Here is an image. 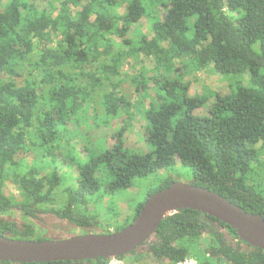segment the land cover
I'll use <instances>...</instances> for the list:
<instances>
[{
    "label": "trees",
    "instance_id": "obj_1",
    "mask_svg": "<svg viewBox=\"0 0 264 264\" xmlns=\"http://www.w3.org/2000/svg\"><path fill=\"white\" fill-rule=\"evenodd\" d=\"M36 1L0 0L1 235L27 240L51 219L77 233H117L150 196L175 181L168 178L135 202L129 218L117 210L118 192L178 165L192 171L190 184L264 217V192L255 189L253 174L264 154V0H44L43 7ZM144 17L151 37L135 28ZM141 57L153 59L152 75L143 70L140 77H124V66ZM209 67L230 79L231 93L210 94L215 103L207 116H199L196 111L208 106L210 96H190L186 78ZM125 84L135 95L127 96ZM132 96L140 99L136 105ZM133 108L148 123L151 152L127 150L126 127L98 155L84 158L76 150L70 124L92 110L97 128L109 126L122 114L132 117ZM71 151L79 165L68 182L76 187L58 193L64 176L57 161H70ZM30 152L36 154L33 163L18 159ZM92 200L98 210L89 209ZM16 211L21 224L13 218ZM46 240L52 239L39 241ZM134 255L160 264H264L263 250L194 210L168 216L147 243L116 258Z\"/></svg>",
    "mask_w": 264,
    "mask_h": 264
},
{
    "label": "rangeland",
    "instance_id": "obj_2",
    "mask_svg": "<svg viewBox=\"0 0 264 264\" xmlns=\"http://www.w3.org/2000/svg\"><path fill=\"white\" fill-rule=\"evenodd\" d=\"M37 5L39 7H43L45 5L44 0H38L36 1ZM76 11V9H73ZM158 10V9H157ZM121 12H124V9L121 10ZM158 12L161 14V16H164V11L162 9H159ZM148 18L144 17L138 25L135 26V28H139L140 31H142L143 34L147 35L148 37H151V33L148 28ZM134 28V29H135ZM133 33V32H132ZM115 40L118 43H121L122 40L115 38ZM155 64L153 59H148L145 57H141V59L138 62L131 61L128 62L124 68H123V74L125 76H131L134 77H140L143 74V70L148 71V75H152V70L154 69ZM186 81L190 83V91L189 94L192 97L206 94L210 96L208 106L202 109H199L196 111V114L199 116H207L209 113V110L211 106L215 103V97L211 96L210 94L218 93L222 96L229 95L231 93L229 89L230 79H227L217 73L213 70L212 67H209L208 69L201 71V72H195L192 75L188 76L186 78ZM151 87V85H150ZM132 86L124 85V92L127 94L128 97L129 94L135 93L132 91ZM155 97L154 92H150L149 99H147L144 102V107L148 109L150 107V104L153 101V98ZM138 96H132L131 97V103L137 104L139 101ZM103 108H99V113L102 114ZM94 112L92 110L89 111L86 118L81 120L78 124H70V130L72 131V134L75 136V139H73V145L76 146V150L84 156V158L87 157V155H98L104 151V149L107 147H112L115 143V140L113 139V135L116 134L120 129L123 127H126L125 132V147L127 150L137 153V154H147L152 151L151 146L147 143V121L138 113L137 108H133L131 111L132 117H130V114H122L121 117L118 119L112 120L110 122V125H102L100 127L95 126L96 119L98 118L94 117ZM100 118V117H99ZM101 119V118H100ZM95 120V121H94ZM88 147V151L85 149ZM25 158L26 161L31 164L35 161L36 154L30 152L27 154H23L19 156L20 159ZM68 158L70 161H64V159H60L57 161V167L60 169V174L64 176V181L61 183L60 187H58L57 192L62 193L64 190L68 187L75 188L76 186L73 185V183L68 182V179H71V174L76 173V168L72 169L75 165V167H78V155L74 151L70 152V155H68ZM262 158L261 160L256 161V165L253 171V174H255V189L257 191L264 192V154L260 156ZM72 159H74V162H72ZM45 163V162H44ZM37 164L36 165L43 169H49L52 166L45 164ZM44 174L46 173L45 170H43ZM62 176V178H63ZM168 178H172L174 181H179L183 183H192L193 182V173L190 169L181 167L180 165L176 166L172 171L164 170L160 171L154 175H151L145 179H137L134 181V185L132 188L128 189L127 191H119L120 199L117 202V210L122 216V218L125 217H132L134 213V204L135 202H138L142 198H145V196L148 194L149 191L155 189L156 187L162 185ZM10 193L16 194L17 190L13 186H9ZM92 205H90L89 209H99L100 206H97L93 200L91 201ZM106 205V203H104ZM103 213V212H102ZM101 215V214H100ZM13 218L19 223H23L22 215L19 212H14ZM103 218V217H102ZM107 217L104 219V223H106ZM48 224L44 227V229L38 228L33 236H30L27 238V240L31 241H39L44 240L47 238H51L52 240H63L66 238H70L72 236L82 235L85 234L84 231L76 232L73 228L66 224H62L60 222H57L55 219H51L50 221H47ZM39 223L36 222V225ZM112 229V228H111ZM96 232H99V229L94 230L92 234H96ZM191 264H197L196 262H190ZM109 264H160L154 261H151L150 259L145 260L144 258L140 260L138 255H134L131 257H127V259L120 261L117 258H112L109 262ZM165 264V263H163Z\"/></svg>",
    "mask_w": 264,
    "mask_h": 264
},
{
    "label": "water",
    "instance_id": "obj_3",
    "mask_svg": "<svg viewBox=\"0 0 264 264\" xmlns=\"http://www.w3.org/2000/svg\"><path fill=\"white\" fill-rule=\"evenodd\" d=\"M181 210L209 215L237 231L248 245L264 251V217L243 211L217 193L179 181L150 196L134 221L114 234H82L63 240H16L0 234V261L15 264L110 259L147 243L161 223Z\"/></svg>",
    "mask_w": 264,
    "mask_h": 264
},
{
    "label": "built area",
    "instance_id": "obj_4",
    "mask_svg": "<svg viewBox=\"0 0 264 264\" xmlns=\"http://www.w3.org/2000/svg\"><path fill=\"white\" fill-rule=\"evenodd\" d=\"M189 264H191V263H189Z\"/></svg>",
    "mask_w": 264,
    "mask_h": 264
}]
</instances>
